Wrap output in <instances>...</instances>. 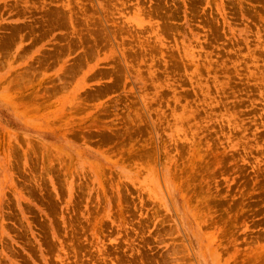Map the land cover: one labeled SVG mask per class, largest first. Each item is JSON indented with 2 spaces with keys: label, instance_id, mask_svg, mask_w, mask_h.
<instances>
[{
  "label": "rangeland",
  "instance_id": "rangeland-1",
  "mask_svg": "<svg viewBox=\"0 0 264 264\" xmlns=\"http://www.w3.org/2000/svg\"><path fill=\"white\" fill-rule=\"evenodd\" d=\"M0 264H264V0H0Z\"/></svg>",
  "mask_w": 264,
  "mask_h": 264
}]
</instances>
